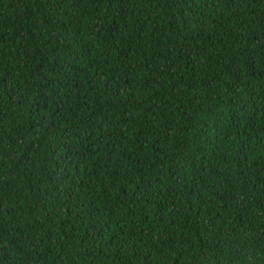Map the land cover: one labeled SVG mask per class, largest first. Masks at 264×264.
I'll list each match as a JSON object with an SVG mask.
<instances>
[{
	"label": "trees",
	"instance_id": "1",
	"mask_svg": "<svg viewBox=\"0 0 264 264\" xmlns=\"http://www.w3.org/2000/svg\"><path fill=\"white\" fill-rule=\"evenodd\" d=\"M0 264H264V0H0Z\"/></svg>",
	"mask_w": 264,
	"mask_h": 264
}]
</instances>
